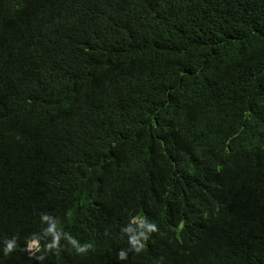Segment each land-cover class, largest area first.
Instances as JSON below:
<instances>
[{
	"label": "trees",
	"instance_id": "16d2710c",
	"mask_svg": "<svg viewBox=\"0 0 264 264\" xmlns=\"http://www.w3.org/2000/svg\"><path fill=\"white\" fill-rule=\"evenodd\" d=\"M0 264H264V0H0Z\"/></svg>",
	"mask_w": 264,
	"mask_h": 264
},
{
	"label": "clouds",
	"instance_id": "9594fccd",
	"mask_svg": "<svg viewBox=\"0 0 264 264\" xmlns=\"http://www.w3.org/2000/svg\"><path fill=\"white\" fill-rule=\"evenodd\" d=\"M138 222L143 226V222H144V220H143L142 218L139 219ZM133 243H135V240H133ZM31 244H36V245H37L34 249H32V248L30 247L31 245L29 246V250H30L31 252H33V251L39 249V243H38V241H34V242H32ZM13 247H14V242H9V243H7L6 252H10V251L13 249Z\"/></svg>",
	"mask_w": 264,
	"mask_h": 264
},
{
	"label": "rangeland",
	"instance_id": "374dc122",
	"mask_svg": "<svg viewBox=\"0 0 264 264\" xmlns=\"http://www.w3.org/2000/svg\"><path fill=\"white\" fill-rule=\"evenodd\" d=\"M37 245L36 244H31V248L34 249Z\"/></svg>",
	"mask_w": 264,
	"mask_h": 264
}]
</instances>
